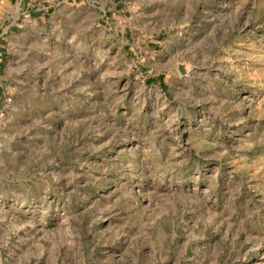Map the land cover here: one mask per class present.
Segmentation results:
<instances>
[{
  "label": "rangeland",
  "instance_id": "obj_1",
  "mask_svg": "<svg viewBox=\"0 0 264 264\" xmlns=\"http://www.w3.org/2000/svg\"><path fill=\"white\" fill-rule=\"evenodd\" d=\"M0 264H264V0H0Z\"/></svg>",
  "mask_w": 264,
  "mask_h": 264
}]
</instances>
